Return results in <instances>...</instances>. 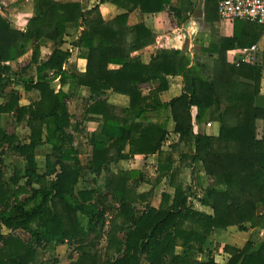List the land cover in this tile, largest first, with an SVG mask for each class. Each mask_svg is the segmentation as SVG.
<instances>
[{
    "label": "trees",
    "instance_id": "16d2710c",
    "mask_svg": "<svg viewBox=\"0 0 264 264\" xmlns=\"http://www.w3.org/2000/svg\"><path fill=\"white\" fill-rule=\"evenodd\" d=\"M105 1L119 3L100 0ZM168 1L140 0V10L163 12ZM220 1L208 0L204 9L203 31L196 40L202 56L160 50L147 64L131 54L153 44L154 35L142 23L128 26L125 13L104 21L98 6L85 11L79 3L33 0V15L24 33L11 29L0 17V95L10 83L3 62L20 58L29 44L31 62H36L40 40L56 45L37 65L36 77L20 82L25 91H37L38 99L22 107L17 93L10 92L0 104V115L15 113L17 122L25 117L29 130L28 137L19 140L0 129V150L6 146L23 161L5 179L4 151L0 153V264H34L38 246L65 242L78 244L76 258L67 264H218L214 257L200 261L189 255L201 253L214 230L226 233L221 247L229 256L226 264H264V238L256 243L247 240L253 229L264 228V135L256 134L264 109L255 105L264 79V54L254 64L236 66L227 61V52L249 48L263 30L235 20L232 36L220 37L216 27ZM170 10L176 16L182 12ZM188 12H193L191 5ZM64 36H75L71 48L83 50L84 72L66 70L71 53L59 47ZM48 71L61 85H68L67 92H54ZM176 76L182 81L180 95L161 102L167 78ZM153 82L156 87L144 95L140 86ZM80 88L89 92L83 120L101 123L100 130L87 138L91 155L85 164L74 146L73 133L81 131L80 123H72L67 107ZM106 92L127 97V107L109 104ZM149 113L162 121L152 122ZM168 120L173 124L170 132ZM204 121L219 124L217 136L199 131ZM169 133L177 137L172 148H189L177 159L172 149L162 150ZM43 144L50 146V152L39 173L35 149ZM136 155H157V180L168 179L172 194L162 192L157 207L150 205L151 190L137 192L144 182L142 172L110 169L111 164ZM182 168L190 175L205 174L207 185L197 200L212 215L188 204L191 187L179 179ZM85 171L93 182L104 177L108 196L96 189L76 188ZM17 232L27 233L29 239L23 240ZM100 237L106 241L103 253L96 245H81L84 239ZM178 247L181 254L175 252Z\"/></svg>",
    "mask_w": 264,
    "mask_h": 264
},
{
    "label": "crops",
    "instance_id": "0c3cea01",
    "mask_svg": "<svg viewBox=\"0 0 264 264\" xmlns=\"http://www.w3.org/2000/svg\"><path fill=\"white\" fill-rule=\"evenodd\" d=\"M55 1L62 4L79 3L82 9L85 11L92 9L95 6H98L100 15L104 21H110L116 16L125 13L127 14L126 24L128 26H134L139 23L144 24L145 27L148 28L154 35V43L149 46H146L140 51L131 54V56H139L143 64H147L150 58L160 50H180V51H187L191 55L195 54L197 56H202L199 51L200 44L196 40L200 35V32L203 31L202 28H203V19H204V9L206 7V3L208 2V0H169L168 4L164 5L163 12L150 13V14L141 12L140 4H139L140 0H119L118 5L113 4L110 1H105L101 3L100 0H55ZM190 5L193 10L192 13L188 12ZM171 8L181 9L182 12L180 15L176 16L174 14V11L170 10ZM32 15H33V0H0V17L5 19L9 23L11 29L15 31L24 33L26 31L27 22L32 17ZM216 27L218 30V35L220 37H231L233 34V22L221 20V18L219 17V23L216 25ZM262 30H263L262 36H260L257 43L253 44L258 46L257 58L260 60L264 54L263 27ZM74 39L75 36H64L62 38V44H60L59 47L61 50H70L71 53L70 59L66 65V70L70 73H82L85 71L86 60L83 58V54H84L83 50L77 48H71V42ZM38 45H39V53L36 62H31L33 45L29 44L26 53L22 55L20 58L14 61H8L2 63V65L9 68V71L5 77L9 79L10 83L6 87L4 94L0 95V104L5 101V94L7 95L10 92L17 93L18 105L22 107H27L29 106L30 103L38 99L37 91L35 90L25 91L23 86L20 84V82L23 79L24 80L31 78L34 79L36 77L37 65L39 63L45 62L56 47V45L52 41L47 39L40 40L38 42ZM241 51H242L241 49H234L227 52V61L233 63L235 59L239 58ZM110 68H114V67L110 66ZM53 76L54 75L52 71L47 72V77L49 79H52L50 82V87L54 90V92H57L59 90L63 92H67L68 85H61L59 80L57 78H53ZM167 81H168L167 90L161 92L159 95V99L161 102H169L171 99L179 96L181 93L182 81L180 77L177 76L168 77ZM156 85L157 84L153 82L150 84L142 85L140 86V88L143 94L145 95L148 93L150 89L155 88ZM82 93H85V95L82 96ZM88 96H89L88 90L85 88H80L77 95L73 99L68 101L67 103L68 111H69V102L77 98H84V102H83V110H84L86 102L88 101ZM104 98L107 100L109 104L118 108H125L128 105V98L125 96L106 92ZM255 105L259 108L264 109V79H262L260 84V93L255 98ZM69 114L71 115L72 123H77V122L80 123L79 129L81 131L78 133L76 132L73 133L75 147L77 146L75 143L76 137L80 136L83 132H85L86 134L85 136L86 138H88L90 134L97 133L100 130V124H101L100 121L95 119L90 121H84L82 118L83 111L81 114V120L79 121H76L74 119L70 111ZM148 116H149V120H151L152 122L162 121V118H159L157 115L153 113L151 114L149 113ZM25 119L26 118L24 117L23 121L17 122L15 113L0 115V129H3L7 134L15 135L19 140H23L29 135V130L25 126ZM9 120L10 122H12L13 125L12 128L8 127L7 129L5 123L6 121ZM89 123H93L95 127L93 129L92 128L90 129L88 127ZM172 126H173L172 122L168 120L169 132L171 131ZM198 127H199V131H201L205 135H210V136L218 135L219 124L217 122L204 121ZM19 129H23L25 133L22 137L20 136V133H18ZM256 134L258 138L264 135V120H258L256 122ZM168 136H171L173 141L172 145H174V143L177 142V137L172 133H169ZM43 148H44V155H45L44 161H45L46 155L49 154L50 152V146L43 144L35 149V159L39 173L43 172L44 166H40V167L38 166L37 157H38L39 149H43ZM2 150L3 151L6 150V146H4L0 150V153ZM162 150L171 151L170 149H164L163 146H162ZM188 150L189 148L188 149L185 148L186 152ZM140 161L144 164H146V162L156 164L157 155L146 156V157L142 155H136L133 158L127 160H121L118 161L117 163L111 164L110 169L114 173H116L117 171H130V170H137L143 172V169H146V167L143 164H140L139 163ZM182 172H184L183 174L184 177L185 174H188V177L187 176L186 177L189 178L190 180V181L188 180V184H185L186 179L184 178L182 179L179 176L180 181L184 185H189L191 187V185H193V183L195 182V184L199 185V187L202 190L206 187L207 180L205 174L202 171H198L193 175H190L189 169L182 168L180 174H182ZM191 181L193 183H191ZM168 190L170 191H166V192L172 194V189L168 187ZM137 192L143 193L147 191L139 192L137 189ZM201 195L202 192L196 196L195 198L196 200H194L195 207L193 209L205 213L207 215H212V210L208 206L202 205L197 200L198 198L201 197ZM189 200L190 198L188 199V204H189ZM150 205L153 207L158 206V205L157 206L152 205L151 203ZM2 233L4 232L2 231ZM217 238L220 240L219 242L221 243V246H219L220 244L217 245ZM262 238H264V228L263 229L255 228L250 232L247 240H250L252 243H256ZM225 240H226V233L224 230H214L210 234L208 241L206 242V245L203 247V251L201 253L199 252L189 253V255L190 257L200 261H205L210 257H214L215 261L218 264H226L229 256L227 254L222 253L221 251V247L224 245ZM215 250L217 251L215 252ZM181 251L182 249L178 247L176 248L175 252L176 254H181Z\"/></svg>",
    "mask_w": 264,
    "mask_h": 264
},
{
    "label": "rangeland",
    "instance_id": "374dc122",
    "mask_svg": "<svg viewBox=\"0 0 264 264\" xmlns=\"http://www.w3.org/2000/svg\"><path fill=\"white\" fill-rule=\"evenodd\" d=\"M85 95V93H82V96ZM81 96V97H82ZM83 102H84V98H77L73 101L69 102V111L70 113L73 115L74 119L76 121L81 120V114L83 111ZM6 126L7 129L12 128V122L6 121ZM88 127L91 129H93L95 127V125L93 123H89ZM88 128V129H89ZM18 133H20V136L22 137L25 133L23 131V129H19ZM85 132H83L80 136L76 137L75 139V143H76V147H77V151H78V156L79 159L81 161L82 164H85L87 162V160L89 159L90 155H91V148L89 147V144L87 142V138L85 136ZM172 138L171 136H168L163 148L164 149H172L173 154L175 155L174 157L177 159L179 158V155L181 152H183L185 150V148L181 147H176L171 148L170 145H172ZM170 147V148H168ZM44 148L43 149H39L38 151V166H44L45 161H44ZM177 161V160H176ZM140 164H143L146 169H143V180L144 182H140L139 186L137 187L139 192H143V191H152V196L149 198V202L152 205H158L159 200H160V194L162 192H166V191H170L168 190V179H161V180H157V174L155 173L154 170V165L155 163H150V162H146V164L142 163L141 161L139 162ZM23 164L22 159L12 153L11 151L8 150H4V156L1 159V165L3 168V173H4V178L7 179L9 178V176L12 174L13 170L15 168H19L21 167ZM152 164V165H151ZM184 172H182V174H179V176L183 179H186L185 184H188V174H185V177L183 176ZM187 176V177H186ZM103 180L104 177H100L98 178L95 182H92V177L89 174V172H84L78 182L77 185V189H83V188H90V189H96L98 191V193H100V195H104L105 191L103 189ZM190 181V180H189ZM191 183H193L191 181ZM34 187H36V185H34ZM191 196H190V200H189V205L191 207H195V202L194 200H196V196L198 194H200L202 192V189L199 187V185L195 184V182L193 183V185H191ZM106 195V194H105ZM108 196V195H106ZM105 203L104 205L106 206V208L109 209V214H107L108 219L109 217H111V211H110V205H111V200L110 198H105ZM110 201V202H109ZM137 207L139 209L142 208V205H137ZM2 231L4 233H7V230L4 228L2 229ZM17 235H19L23 240H28L29 239V235L27 233H23V232H17ZM92 237V236H91ZM220 240L217 238V245L221 246V243L219 242ZM219 242V243H218ZM90 244L97 247V250L100 251L101 253L104 252V248L106 245V241L104 237H100V239L97 241L96 239L90 238L89 240L84 239L83 241H81V245H85V244ZM78 244L73 243V242H65L64 244H49V245H45V246H38L37 247V255H36V263L34 264H67L70 262V260H73L76 258L77 256V249ZM96 249V248H95ZM179 251V250H177ZM217 250H215L216 252ZM182 253V251H181ZM211 255V252H210Z\"/></svg>",
    "mask_w": 264,
    "mask_h": 264
},
{
    "label": "built area",
    "instance_id": "2783aa9c",
    "mask_svg": "<svg viewBox=\"0 0 264 264\" xmlns=\"http://www.w3.org/2000/svg\"><path fill=\"white\" fill-rule=\"evenodd\" d=\"M221 20L233 22L241 20L259 25L264 28V0H222L217 5ZM258 46L252 45L242 49L239 58L233 63L254 64L257 58Z\"/></svg>",
    "mask_w": 264,
    "mask_h": 264
}]
</instances>
